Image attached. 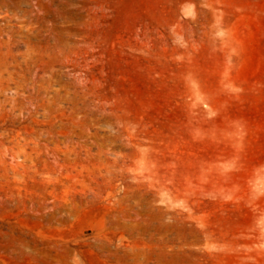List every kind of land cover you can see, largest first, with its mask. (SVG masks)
<instances>
[{
  "label": "rangeland",
  "instance_id": "rangeland-1",
  "mask_svg": "<svg viewBox=\"0 0 264 264\" xmlns=\"http://www.w3.org/2000/svg\"><path fill=\"white\" fill-rule=\"evenodd\" d=\"M0 264H264V0H0Z\"/></svg>",
  "mask_w": 264,
  "mask_h": 264
}]
</instances>
